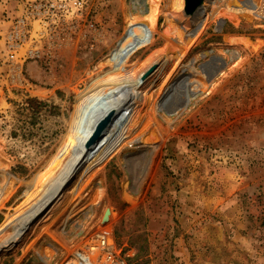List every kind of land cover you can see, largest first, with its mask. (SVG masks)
Returning <instances> with one entry per match:
<instances>
[{
	"label": "rangeland",
	"instance_id": "rangeland-1",
	"mask_svg": "<svg viewBox=\"0 0 264 264\" xmlns=\"http://www.w3.org/2000/svg\"><path fill=\"white\" fill-rule=\"evenodd\" d=\"M82 1L0 0V264H264V0Z\"/></svg>",
	"mask_w": 264,
	"mask_h": 264
},
{
	"label": "built area",
	"instance_id": "built-area-1",
	"mask_svg": "<svg viewBox=\"0 0 264 264\" xmlns=\"http://www.w3.org/2000/svg\"><path fill=\"white\" fill-rule=\"evenodd\" d=\"M51 8L64 12L67 9L82 10V0H60L59 4H52ZM129 254L119 251L110 235L101 233L89 240L83 247L75 251L66 264H129Z\"/></svg>",
	"mask_w": 264,
	"mask_h": 264
},
{
	"label": "bare ground",
	"instance_id": "bare-ground-1",
	"mask_svg": "<svg viewBox=\"0 0 264 264\" xmlns=\"http://www.w3.org/2000/svg\"><path fill=\"white\" fill-rule=\"evenodd\" d=\"M145 0H142L141 5H143V2ZM110 113H112L115 116V119H117L116 115L118 116L117 112H112V110H106L103 112V116L102 118H97L94 119L90 124H89V130H88V134H87V138L86 141L84 143V147H87V150H89L91 144H92V139L91 137L95 134L96 131H104V132H109L108 129V124L110 123V120L112 121L114 116L110 115ZM108 119V122L106 121ZM106 136V135H105ZM103 144V139H101L100 144ZM88 144V145H87ZM83 147V148H84ZM79 154H77L76 156H78ZM80 156V155H79ZM78 156V157H79ZM77 157V158H78ZM75 158V159H77ZM80 158V157H79ZM70 161L67 165V167L65 168V170L59 175V177L56 179V181L53 184V187H49L48 193L51 192V190L57 186V184L61 181V179L63 178V176L66 174V172H68V170L72 167L71 165L73 164L74 160ZM77 164V163H76ZM76 164L70 169V171L68 172L66 178L60 183V185L53 191V193L51 194V196H53L55 193H57L58 191H60V189L62 188V186L66 183V181L68 180V178L72 175Z\"/></svg>",
	"mask_w": 264,
	"mask_h": 264
},
{
	"label": "water",
	"instance_id": "water-1",
	"mask_svg": "<svg viewBox=\"0 0 264 264\" xmlns=\"http://www.w3.org/2000/svg\"><path fill=\"white\" fill-rule=\"evenodd\" d=\"M203 0H188V9L189 13L194 12L196 8L202 3ZM211 81V77L208 79ZM110 211H108L104 217V222H107L109 219Z\"/></svg>",
	"mask_w": 264,
	"mask_h": 264
}]
</instances>
